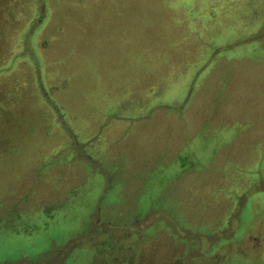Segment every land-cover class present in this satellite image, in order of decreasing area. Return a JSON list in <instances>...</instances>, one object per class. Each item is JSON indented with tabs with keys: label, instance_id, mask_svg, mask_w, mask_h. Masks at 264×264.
Instances as JSON below:
<instances>
[{
	"label": "rangeland",
	"instance_id": "obj_1",
	"mask_svg": "<svg viewBox=\"0 0 264 264\" xmlns=\"http://www.w3.org/2000/svg\"><path fill=\"white\" fill-rule=\"evenodd\" d=\"M197 86L175 143L145 89L187 124ZM104 97L122 133L85 143ZM0 264H264V0H0Z\"/></svg>",
	"mask_w": 264,
	"mask_h": 264
},
{
	"label": "crops",
	"instance_id": "obj_2",
	"mask_svg": "<svg viewBox=\"0 0 264 264\" xmlns=\"http://www.w3.org/2000/svg\"><path fill=\"white\" fill-rule=\"evenodd\" d=\"M257 75H260V74L238 75V76H241V78L237 77V78L233 79L234 82H228V84L225 85L226 89L227 90H233L234 89V90H237V92L234 93V94H231L229 96L228 95L227 96L223 95L221 97L220 101L221 102L223 101L222 103H224L226 105V104H229V103L230 104L233 103L232 99H230V98L233 97V95H237L235 97H240V98L243 97V93L247 94V90H245V89L247 87L246 85L249 83L248 81L251 80L250 81L251 82L250 85L254 84L252 81H256L257 79L253 80V77H255ZM256 83L258 84L260 82H258V80H257ZM228 86H229V88H228ZM198 88H199V86H197V91L195 93L196 94L195 104L197 106L196 107L197 111L195 112V115H193V114L191 115L192 116L191 118L195 119L194 123L195 122L197 123L199 121V119L203 116L204 112H210L213 108L216 107L215 106V101L213 102L214 97L209 98L208 95H206L207 96L206 97V96H204V94H202L203 97L202 96L200 97V95H201L199 93L200 89H198ZM121 90H122V94H123L122 96L124 97L125 96L124 95V93H125L124 86L121 88ZM117 93H118V91H117ZM136 94H139V93L137 92ZM181 95H183V94L180 93V95H176L173 100L166 99L165 101L163 100L164 102H160L159 100L162 99V98H160L161 96H157L154 92H150V90L147 88V89H145V92H144V99L149 98L150 104L149 105L147 104V106H145V109H148V107L149 108H153L152 110H154V112H155V110L163 111L164 109L172 107L174 109H176V108L179 109L180 113L182 114L185 111L186 107L189 105V99L192 96L190 95L191 97L187 98V101H184V100H182V96ZM227 97L229 99H226ZM137 98H140V96H138ZM157 98H158L159 102L156 101ZM185 98H186V96H185ZM101 100H103V99H101ZM112 100H114V99H112ZM240 100L241 99H239L238 102H241ZM103 101L104 102H101L100 105L97 106V107H93V105H92V104H96L97 101H96V103H92V101H90L89 104H87L88 107L85 108L86 113L89 114V116L92 115L93 116L92 118H94L93 119L94 122H91V123L88 122V118H86V120H85V124H87L86 126H88V123H89V128H90V130H89V128L87 127L86 131H85L86 133H83L84 134L83 137H84V142L85 143L86 142H90L91 145H94L93 142L97 138H99V136H101L102 138H106L107 139L108 132L109 133L111 132L112 134H114L113 137H115V136H117V135L122 133V130H120V128H119L120 126L116 125L117 121H115L113 119H108L107 120L108 115H110L109 117L116 116V115H114L113 113H108L107 111H105V109L108 108L107 99L104 97ZM244 103L247 104L246 98L244 100ZM96 105H98V104H96ZM144 105H145V103H144ZM142 107L143 106H140L141 109H142ZM242 111L243 112H241L240 114H243L245 117L246 116L248 117V115H249L248 109H243ZM231 113H232V111H231ZM143 114H145V112L138 113L137 115L141 116ZM181 114L177 115V113H176V114H171L169 116L160 115L159 117H156L157 118V122L162 123V124H159V125H162L160 127H163V126L168 127L167 125L169 123H167V122L174 123V124L176 123L177 124L179 129L175 130L174 132L175 133L179 132V133H183V134L178 135V136H176V134L174 135L178 139V141H175V143L179 142V138H183L184 134H186L187 132L191 131L194 128L193 126L196 125V123L195 124H191V123H193L192 119H190L187 124H183V123L187 122V119L184 120L183 115H181ZM94 115H95V117H94ZM220 115H224L226 117L228 116L226 110H222ZM116 118H119V117H116ZM179 123H181V124H179ZM219 128H218L219 129V133L215 137V141H214L215 144H214L213 149H212L213 158L216 160L214 163L216 165H219V164H223L224 165V163H223L224 160H225L224 158H226L227 155L229 156L232 153L233 149H235L238 144H241L240 142L242 140H244L245 138H248L249 135H252L251 133L253 132L252 131L253 129L254 130L256 129L258 131L263 129L262 126H248L247 129L245 128L246 130L241 129V131L242 130L244 131L243 134H240L237 138H234V135L225 134L224 130L222 129V127H219ZM94 143L97 144V145L100 144L97 141L94 142ZM98 148L99 147H97L95 149L96 153H94V155L96 157L100 156V155H98V152H97V150H99ZM195 151H196V148L194 146H192V150L191 149L189 150V152L191 154H193V155H194ZM256 152H257L256 149L250 148L248 150V152L244 151L241 154L239 153V155H241V157L246 156L249 160H251V162H255V160L258 158V154ZM195 156L197 158L199 157L198 158V159H200L199 161L202 160V158L200 156H197V155H195ZM210 163L212 165L214 164V163H212V161H210ZM187 176L192 179L191 180L192 183H194L198 179V175L194 171H192L190 173H187Z\"/></svg>",
	"mask_w": 264,
	"mask_h": 264
}]
</instances>
